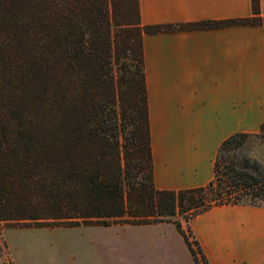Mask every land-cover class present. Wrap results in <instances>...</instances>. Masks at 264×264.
Masks as SVG:
<instances>
[{"label":"trees","instance_id":"16d2710c","mask_svg":"<svg viewBox=\"0 0 264 264\" xmlns=\"http://www.w3.org/2000/svg\"><path fill=\"white\" fill-rule=\"evenodd\" d=\"M143 24L138 0H0V221L35 227L173 221L221 204L264 205V172L229 157L255 133L219 145L204 186L153 183L144 34L231 24ZM193 245V246H192Z\"/></svg>","mask_w":264,"mask_h":264},{"label":"crops","instance_id":"0c3cea01","mask_svg":"<svg viewBox=\"0 0 264 264\" xmlns=\"http://www.w3.org/2000/svg\"><path fill=\"white\" fill-rule=\"evenodd\" d=\"M143 24L253 17L252 0H138ZM264 18V0H259ZM153 183L206 185L221 142L264 122V22L142 38ZM208 264H264V205H215L188 222Z\"/></svg>","mask_w":264,"mask_h":264},{"label":"rangeland","instance_id":"374dc122","mask_svg":"<svg viewBox=\"0 0 264 264\" xmlns=\"http://www.w3.org/2000/svg\"><path fill=\"white\" fill-rule=\"evenodd\" d=\"M227 153L264 172L260 139L249 137ZM176 218L193 242L189 221ZM193 247L198 261L173 221L76 227H26L0 221V264H203Z\"/></svg>","mask_w":264,"mask_h":264}]
</instances>
